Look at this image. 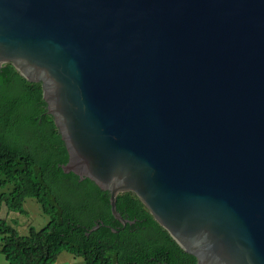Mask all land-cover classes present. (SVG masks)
<instances>
[{
	"label": "water",
	"instance_id": "obj_1",
	"mask_svg": "<svg viewBox=\"0 0 264 264\" xmlns=\"http://www.w3.org/2000/svg\"><path fill=\"white\" fill-rule=\"evenodd\" d=\"M4 65L122 227L130 193L196 264H264V0H0Z\"/></svg>",
	"mask_w": 264,
	"mask_h": 264
},
{
	"label": "trees",
	"instance_id": "obj_2",
	"mask_svg": "<svg viewBox=\"0 0 264 264\" xmlns=\"http://www.w3.org/2000/svg\"><path fill=\"white\" fill-rule=\"evenodd\" d=\"M67 158L40 85L25 81L11 65L2 66L0 188L10 189L0 194V206L25 214L23 203L31 198L49 219L27 236L0 220V254L7 264H52L63 252L83 264H196L130 193L116 199L120 216L135 221L122 227L111 216L108 193L62 172ZM96 224L99 228L88 232Z\"/></svg>",
	"mask_w": 264,
	"mask_h": 264
},
{
	"label": "rangeland",
	"instance_id": "obj_3",
	"mask_svg": "<svg viewBox=\"0 0 264 264\" xmlns=\"http://www.w3.org/2000/svg\"><path fill=\"white\" fill-rule=\"evenodd\" d=\"M9 189L10 186L0 188V194L7 193ZM23 210L25 211V214L8 212L7 208L2 204L0 206V220L6 221V223L10 225L19 236H27L30 228L38 231L48 223V217L42 213L40 205L37 204L34 199H25L23 203ZM0 264H7L1 254ZM52 264H83V261L81 258L74 257L66 252H63Z\"/></svg>",
	"mask_w": 264,
	"mask_h": 264
}]
</instances>
